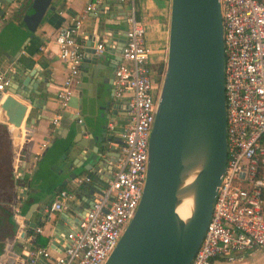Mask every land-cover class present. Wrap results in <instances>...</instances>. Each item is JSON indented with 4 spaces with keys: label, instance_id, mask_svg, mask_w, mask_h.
Here are the masks:
<instances>
[{
    "label": "water",
    "instance_id": "obj_1",
    "mask_svg": "<svg viewBox=\"0 0 264 264\" xmlns=\"http://www.w3.org/2000/svg\"><path fill=\"white\" fill-rule=\"evenodd\" d=\"M28 1L0 0V5L6 10L17 2L13 15L22 13V23L33 34L47 12L55 10V5L54 0ZM94 9L97 11H91L90 15L96 18L95 30L86 42L81 64L88 84L82 88L88 93L86 97L70 98L75 102L70 107L92 111L91 118L88 123H82L78 114L67 113L56 128L57 131L59 127L64 129L65 134L59 132L55 136L65 137L67 133L87 136L74 140L77 159L82 163L87 160L84 169L90 176V182L78 188L80 201L71 204L79 217L88 211L94 194L111 178L98 175L104 163L115 154L118 156V153L112 155L110 143L120 141L109 132L107 124L101 123L102 115L93 113L96 107L104 110L106 106L104 113L108 114H114L119 108L113 96L108 100L104 95L107 81L104 71L114 70L119 56L115 64H106L95 51L101 35L109 38L110 45L117 37L112 34L105 17L108 12L103 11L101 3L96 2ZM4 10L0 9V15ZM118 40L120 54L125 33ZM223 66L220 0H171L166 65L148 139L141 198L104 264H191L204 237L226 167ZM24 72L20 67L11 69L5 90L21 99H30L32 88L36 92L39 81L34 79L30 84L35 70ZM108 78L113 80V73ZM91 89L95 90V97L91 96ZM25 110V105L6 96L0 103V120L19 127ZM61 170L76 176L71 165ZM193 171V179L184 185L185 178ZM186 193L192 194V208L188 217L181 218L176 209L180 197Z\"/></svg>",
    "mask_w": 264,
    "mask_h": 264
},
{
    "label": "built area",
    "instance_id": "obj_2",
    "mask_svg": "<svg viewBox=\"0 0 264 264\" xmlns=\"http://www.w3.org/2000/svg\"><path fill=\"white\" fill-rule=\"evenodd\" d=\"M128 1L131 7L125 41L112 80L113 99H126L127 118L118 138L121 143L116 170L94 194L91 207L78 224L67 232L66 244L58 254L53 256L46 247H31L26 259L18 264H104L135 214L163 74L153 73L148 67L144 27L135 18V0ZM93 9L90 2L82 14L67 20L55 35L57 56L65 64L67 75L56 92L59 108L51 119L53 127L60 125L69 107L84 53L77 37L84 18ZM220 12L226 167L191 264L241 263L246 250H264V0H220ZM104 50L105 44L99 42L96 53L101 55ZM9 82L6 71L0 72V99ZM107 128L112 132L113 121H108ZM88 182L89 174L78 177L76 189ZM74 197L73 190H60L47 209L48 215L68 210Z\"/></svg>",
    "mask_w": 264,
    "mask_h": 264
},
{
    "label": "crops",
    "instance_id": "obj_3",
    "mask_svg": "<svg viewBox=\"0 0 264 264\" xmlns=\"http://www.w3.org/2000/svg\"><path fill=\"white\" fill-rule=\"evenodd\" d=\"M30 2V0L28 1ZM27 2V3H28ZM92 2L101 3L106 19L112 27V34L117 40L110 45L107 36L101 35L99 42L105 44V50L100 55L102 63L115 64L118 57L120 42L119 37L127 29L126 17L130 13V2L119 0H54L55 10L47 12L45 18L31 34L22 23L21 14L13 15L17 5L13 3L5 13L0 15V72H9L14 67L35 70L31 83L39 81L38 86L32 88L30 99H21L16 94L6 91L0 103L6 96L25 105L21 125H13L0 120V264H18L26 259V252L31 247H46L53 256L58 254L66 244V234L78 224L80 219L71 207L62 212H53L48 215V207L56 199L60 190H73L75 200L80 201L79 189H76L75 179L89 174L84 169L82 160L77 159V141L87 136H75L67 133L65 137L55 138L56 133L65 134V130L53 127L51 119L58 112L56 92L67 75L65 64L58 58V47L55 35L59 27L71 17L83 13L86 6ZM135 18L144 27V43L148 49L147 64L151 72L163 74L166 65L171 0H135ZM97 11V9H93ZM93 12V11H92ZM89 12L84 18L78 41L86 48V42L94 34L96 18ZM110 18V19H109ZM96 43L94 42V46ZM113 69L104 71L106 83L104 95L106 99L113 96L112 79H109ZM14 86V85H13ZM87 78L80 71L76 83L73 85V97L82 95L86 97L88 91ZM78 88H82L77 91ZM95 97L94 89L89 90ZM113 100V99H112ZM119 108L115 113H104L105 108H95L97 116L102 115L101 123L113 121L112 132L116 139L123 126L126 124V99L116 100ZM69 101L67 113L78 114L82 123H88L92 111L86 108L74 109ZM79 124V123H78ZM63 132V133H62ZM112 133L111 131H109ZM81 137V138H80ZM43 143H47L45 147ZM111 142L114 155L119 153V144ZM71 147V149L68 148ZM116 155V154H115ZM115 155L110 161L104 163L99 171V178L108 179L116 170ZM72 166L76 176H70L67 166ZM65 172V173H64ZM94 185V184H93ZM84 214L81 215V217ZM40 227L41 231H37ZM244 260L227 264H264V250L251 249L244 252Z\"/></svg>",
    "mask_w": 264,
    "mask_h": 264
},
{
    "label": "bare ground",
    "instance_id": "obj_4",
    "mask_svg": "<svg viewBox=\"0 0 264 264\" xmlns=\"http://www.w3.org/2000/svg\"><path fill=\"white\" fill-rule=\"evenodd\" d=\"M193 177H194V171L189 173L188 176L185 178L184 185L190 183ZM191 208H192V194L191 193L183 194L180 197L179 204L177 205V209H176L177 213L181 218H186L188 217Z\"/></svg>",
    "mask_w": 264,
    "mask_h": 264
},
{
    "label": "rangeland",
    "instance_id": "obj_5",
    "mask_svg": "<svg viewBox=\"0 0 264 264\" xmlns=\"http://www.w3.org/2000/svg\"><path fill=\"white\" fill-rule=\"evenodd\" d=\"M156 84L155 83H153V86H155Z\"/></svg>",
    "mask_w": 264,
    "mask_h": 264
}]
</instances>
